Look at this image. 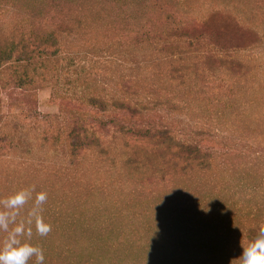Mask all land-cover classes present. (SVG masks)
<instances>
[{"label": "rangeland", "instance_id": "374dc122", "mask_svg": "<svg viewBox=\"0 0 264 264\" xmlns=\"http://www.w3.org/2000/svg\"><path fill=\"white\" fill-rule=\"evenodd\" d=\"M30 1L0 37L78 55L0 70V199L48 193L44 264H236L264 226V0Z\"/></svg>", "mask_w": 264, "mask_h": 264}, {"label": "clouds", "instance_id": "9594fccd", "mask_svg": "<svg viewBox=\"0 0 264 264\" xmlns=\"http://www.w3.org/2000/svg\"><path fill=\"white\" fill-rule=\"evenodd\" d=\"M48 199L46 191H36L34 185L22 188L0 199V264H44L45 256L41 247L31 242L33 227L41 237L47 236L51 224L43 216V205ZM31 201V206H26ZM236 264H264V226H260L255 238L247 246H239Z\"/></svg>", "mask_w": 264, "mask_h": 264}, {"label": "trees", "instance_id": "16d2710c", "mask_svg": "<svg viewBox=\"0 0 264 264\" xmlns=\"http://www.w3.org/2000/svg\"><path fill=\"white\" fill-rule=\"evenodd\" d=\"M39 1L40 0H38V2L35 3V0H31L29 5L34 6L36 9L38 8V6H40ZM2 2L8 5L10 3V6L14 8L15 2H13V0H2ZM50 7H55V4L51 3ZM0 10L2 12V9ZM39 12L40 11H38L37 13ZM22 13L25 14L29 18L35 19V17H38V14L35 13L34 11H28V12H22ZM43 17H44V14H43ZM33 22L34 21L32 20L30 22L31 24L27 22H23V23L20 22V24L23 27L31 28V30L28 33H25L23 30H21L15 34H11L8 38L0 37V70L6 65L11 64V63L25 62V63L30 64L32 63V61H39V63L43 64L46 59L57 61L58 58L61 60H66L68 64L72 63V65H74L75 59H78V55L64 54L62 52V48L59 47L57 36H55L52 31L47 30V29L46 30L48 31V34L46 36L38 34L37 32L33 31V29L39 26L32 24ZM106 50L108 51V49ZM47 70L48 68H45V67L38 68L36 76L38 78L46 77ZM31 82H32V76H28L26 74L23 75L22 78L19 77L17 80V83L19 86L30 85ZM82 82L84 81H81V83ZM86 102L94 106L96 105V109H101V105H102L104 108H102L101 110L105 112H107L106 111L107 107L109 108L115 107V109H123L125 111L127 110V111L134 112L135 109H138L142 107L143 105L139 101L133 104H130L128 100L125 103L117 102V104H115L111 100L106 101V100L99 99L98 97H91L90 99L86 98ZM73 137L75 141L74 143H72L71 142L72 140H71L70 145H69L71 148V151H74V149L77 147L76 143H78L79 141L82 142V140L80 139V134L74 130H73ZM76 140L78 141L76 142Z\"/></svg>", "mask_w": 264, "mask_h": 264}]
</instances>
